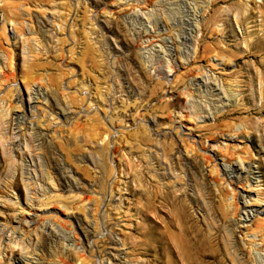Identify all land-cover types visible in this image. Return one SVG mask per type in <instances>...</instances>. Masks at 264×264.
Returning a JSON list of instances; mask_svg holds the SVG:
<instances>
[{"label":"rangeland","instance_id":"1","mask_svg":"<svg viewBox=\"0 0 264 264\" xmlns=\"http://www.w3.org/2000/svg\"><path fill=\"white\" fill-rule=\"evenodd\" d=\"M4 2L21 5V16ZM3 24L0 155L8 149L14 162L0 160V264H150L149 227L169 217L167 207L149 211L152 174L187 198L199 195L202 211L191 207L193 216L201 220L204 209L231 251L243 247L237 259L264 264L255 225L264 215L237 223L242 196L247 208L264 207V0H0V31ZM25 59L35 61L34 73L25 74ZM13 113L26 116L22 136L11 130ZM197 163L205 180L185 173ZM222 163L249 165L259 178L229 179ZM222 190L233 210L227 219L208 205Z\"/></svg>","mask_w":264,"mask_h":264},{"label":"bare ground","instance_id":"2","mask_svg":"<svg viewBox=\"0 0 264 264\" xmlns=\"http://www.w3.org/2000/svg\"><path fill=\"white\" fill-rule=\"evenodd\" d=\"M4 4H5V6L8 7V9H10L9 12L12 13L13 16L19 17L20 12H18L16 10V8H19L21 5L18 6L14 3H9V2H4ZM26 6L27 7H25V9L28 10L29 9L28 5H26ZM28 11L30 13V10H28ZM20 18H22V17H20ZM28 18H29V16H28ZM30 18L32 19L33 17L31 16ZM20 23H21V25L17 27L18 31H22L24 29V26L22 25L24 22L20 21ZM4 24L2 26V30L0 31V37L1 38L3 37V38H5V40H7V35L5 33V29H4L5 25ZM38 26H40V25H37V27ZM193 30H194V28H193ZM37 34L41 38L43 37V33L41 32L39 27L37 28ZM191 36H192V33H191ZM206 50L210 51V52H214L215 56L219 55V51L215 50V48L211 47L210 49H206ZM29 52L32 55H34L33 50H30ZM11 55H12V53H11ZM6 56H7V54H6ZM5 58H7V57H5ZM8 58L10 60L8 59V62H7L8 66H6V67H11L12 58H11V56L10 57L8 56ZM23 61H24L23 68H24L25 74L34 73V68L36 67L35 61L33 60L30 63H28L26 59ZM157 74L158 75L161 74L162 76L167 78V74H165V71H163V68L162 69L157 68ZM196 85H198V83H196ZM210 89H212V93H214V95L217 97V99H219L218 102H220L221 106L222 107L225 106L227 104L226 102L229 99L220 97V93H221V92H219L220 88H217L215 84H212V85H210ZM263 90H264V88H263ZM41 94L42 93H40V91H37L36 92V96H37L36 98L39 99V98H41V96L45 97L43 94L42 95ZM8 103H9V106H11V102H8ZM11 107L14 108L15 106H11ZM7 109H6V111H7ZM6 111L4 114H2V113L0 114V142H1V146H3V148L5 146L3 143H4V140L6 138V133H5V131H3L1 120L3 118H5L4 116L7 117L8 112H6ZM59 113L64 118H68L67 117L68 114H66L64 111H60ZM261 113H263V112H261ZM204 116L206 119H207V117L210 118V116H206V115H204ZM9 122H10L11 130H12L13 126H14L13 130H17L16 136H18V135L22 136L23 135L22 130L27 127L26 116L23 114L13 113L10 116ZM224 126L226 127L228 132L232 131V125L225 123ZM236 133L237 132H234V134H236ZM234 134L233 133L227 134V139L228 140L235 139L233 136ZM140 139H142V138H140ZM183 144H185V143H183ZM186 148H187V146L185 145L184 149H186ZM170 149L171 148H169V150ZM166 150H167V147L164 146V152H165L164 155L165 156L167 155ZM230 156H231V154H230ZM203 157H205V156L203 155ZM153 159L154 158H152V160ZM238 159H239V164H241V162L246 160L245 156H241V155L238 156ZM0 160L2 161L5 168H6V166L11 165L14 162V161L12 162V158L10 156V151L8 149H4L1 152ZM155 161L157 162L158 165H160V163L157 159ZM3 165L0 164V170H2L1 167H3ZM55 168L61 174V168L60 167H55ZM222 170H223L222 175H226L229 179L237 180L239 177H241L240 172H243V173L246 172L247 176L252 181H257V179L259 178L256 175V173L249 168V165H248V167L244 168V167H239L238 164L237 165H235V164L225 165L224 163H222ZM212 171H213V168L210 169V172H212ZM262 172H263V170H262ZM185 173L187 176L189 175V173L199 174V177L202 178L203 180H205L203 177L204 174L202 173V166L199 163L190 164V165L186 166ZM163 175H164V178H169V176H166L165 173H163ZM152 176H153V178L149 182V186L146 190L148 208L150 209L149 211L154 212L159 207H167V209L169 208V211L166 210L169 212V214H168L169 217H168V219L166 217V219L162 220V222H163L162 228L159 229L153 224L149 227L148 232L150 235L149 240H150V244H151V253H152V259H151L152 262L150 264H156L155 261H157V259H158L157 255L160 256V259H161L160 261L162 262L161 264H199V263H201V264H224L222 261V258L220 257L221 253H223L224 257L229 260L228 262H230V264H244L242 261H240L236 257V254H243V247L240 246L239 244L238 245L236 244V246H234V249L231 251L232 247H231L230 239H228V235H226V236H224V235L220 236L219 235V232H220L219 226H221V225H219V224H218L219 226L213 225L214 222H212L211 220L214 217H212L209 213L205 212V210L203 209L202 218H201V220H199V219H196L193 216V214L190 212L189 209H191V207L192 208L195 207L196 209H199L200 211H198V212H200V213L202 211V207H201L202 205L199 202V199H198L199 195L198 194H197L198 196H196L194 194H190L189 197L187 198V196L186 197L184 196V190H181L180 187H177L175 185L176 188H170L172 185L167 187L163 183H162L163 185H160L159 181L157 180V177H158L157 174H152ZM61 177L65 180L67 185H69V186L71 185L68 177L64 173H62ZM190 181H191V179H190ZM168 182L170 184H174L173 182H175V181L169 180ZM177 182H179V179L176 181V183ZM201 182H203V181H201ZM214 182L217 183V181H214ZM184 184H185V182H184ZM10 185L14 188L17 186V182L12 181V183H10ZM199 185H201V184L199 183L198 186ZM198 186H197V188H198ZM209 186H211V185H208V183L204 181L203 187H205L207 189V191H208L207 195L208 194L211 195L210 190H209ZM199 187L200 188H198V189L201 191L202 185ZM184 188L185 189L190 188V190H192L191 184H188V183H186V186H184ZM197 188H195V189H197ZM205 188H204V191H205ZM213 188H214V186H213ZM177 191H180V193L177 194L176 193ZM221 194H222V196H220V199L217 201L216 206H215V203L209 199L211 196H207L208 199L210 200L208 205L210 206V209L212 211V215L214 214L213 216H215V214H216V216L218 215L219 218L221 217V218L227 219V217L230 214L232 215V211H233L232 209H230L232 206L229 208V206L231 205L230 204L231 202H229L230 200L228 199L229 193L226 194L223 191ZM200 198H202V197L200 196ZM231 198H232V196H231ZM242 198H243V205H244L242 208V213H243L242 216L243 217L237 223H239V222L245 223V222L250 221L253 217H259L260 215L261 216L264 215V207L247 208L246 204L248 203L249 200H247L244 196H242ZM233 207H234V205H233ZM165 209H164V211H165ZM209 212H210V210H209ZM156 213H157V211H156ZM156 213H155V215H156ZM153 214H151V215H153ZM147 215H149V213H147ZM155 215H153V216H155ZM162 215H163V213H162ZM220 219H219V221H220ZM214 220H216V219L214 218ZM255 221H256V224H255L256 229H258L257 231H261V234L263 235L262 232H264V220H262V221L261 220H255ZM232 225H235V224H233L232 222L231 223L229 222L227 226L231 227ZM75 258H76V260H85L86 259L84 252L76 255ZM15 261H17L18 263L19 262L24 263L21 258H16V259H14V262Z\"/></svg>","mask_w":264,"mask_h":264}]
</instances>
